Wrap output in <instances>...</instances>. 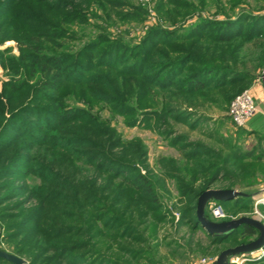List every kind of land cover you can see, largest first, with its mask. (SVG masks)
<instances>
[{"label":"rangeland","instance_id":"374dc122","mask_svg":"<svg viewBox=\"0 0 264 264\" xmlns=\"http://www.w3.org/2000/svg\"><path fill=\"white\" fill-rule=\"evenodd\" d=\"M240 11L264 12V0H0V249L23 264H68L76 255L77 264H113L89 237L96 228L107 230L103 219L89 227L99 212L116 225L114 232L148 237L136 248L158 243L182 252L187 260L176 264L200 257L213 264L220 250L254 239L236 232L210 244L202 228L185 222L190 214L182 194L185 185L199 188L215 171L208 188L250 193L252 201L246 208L234 204L236 196L221 201L219 219L210 216L207 202L209 219L255 216L264 224L258 209H264V143L229 121L233 74L219 70L250 73V83L264 68L257 65V48L246 43L236 54L233 43L206 38L202 50L178 37L199 17L233 19ZM152 28L156 45L142 61L148 49L142 40ZM110 47L123 56L113 66L105 56ZM188 50L196 62L179 65ZM169 63L182 72L167 74L177 84L163 88L158 83ZM200 64L218 68L201 74L206 86L194 93L179 89ZM120 66L141 74H122ZM46 78L58 93L43 85ZM63 108L82 111L57 130L56 112ZM110 139L120 145L106 144ZM117 192L132 196L133 214L117 212L119 203L111 206ZM260 252H245L241 264H264Z\"/></svg>","mask_w":264,"mask_h":264},{"label":"trees","instance_id":"16d2710c","mask_svg":"<svg viewBox=\"0 0 264 264\" xmlns=\"http://www.w3.org/2000/svg\"><path fill=\"white\" fill-rule=\"evenodd\" d=\"M234 5V3H233ZM209 27V28H208ZM158 29V28H157ZM154 32L156 31V28H152L149 33L147 34L146 37L143 38L142 44L143 46H147L148 49L145 50V52L142 54V61H145V59L150 58L148 54L149 49L152 47H155L156 43L154 40H151V37L153 36ZM178 37H183L185 38L184 41L190 40L187 42L189 47H199L204 50L205 48L201 46V42L204 41L206 38H210L212 41L215 42H220V43H225V44H230L231 47H234L235 51L234 53L238 54L239 50L244 46L246 43H251L255 48H257V55L255 53L256 57V62L258 66H262L264 64V12L256 11V12H247V11H240L238 12L237 16H235L233 19L232 18H225L223 20H218V21H213L209 20L203 17H199V19L191 26L190 28H187L184 31V34L178 35ZM200 45V46H199ZM113 47V46H112ZM192 52L190 50L184 51L183 55L177 59V63L180 65L182 63H188V62H196V58L192 59ZM108 54L109 58L112 59L113 62H110L109 65L119 63V62H114V61H119L123 58L122 54H119L117 50L114 48H109L105 52V56ZM228 56V55H227ZM51 57V56H50ZM58 55H54L53 59H57ZM145 58V59H144ZM48 60H52L51 58L46 57ZM141 61V60H140ZM112 63V64H111ZM141 63V62H140ZM166 65V64H163ZM176 68L175 71V64L172 65L171 63L167 64L164 66L163 70L166 68H170L165 76L163 77L162 80H159L160 84L163 88H168L172 85H176L174 81L170 82L168 81L169 77L167 74H180L182 70L180 69V66ZM235 65V63H234ZM218 68H214L211 64H200L198 66L197 70L193 71L190 73V75L183 81L180 82L178 85L179 89H183L186 92L194 93L200 89H203L208 82H205L208 78H201V74H211L214 71H216ZM117 70L121 71V73H128V74H141V72L136 71L133 66H120ZM130 70V71H126ZM220 71H226L228 70L229 74H233L230 78L229 85L230 87H234L232 95L230 93V96L228 97V102L231 100L235 94L238 92L242 91L246 86L249 84L250 78L252 77L250 73H243L237 70H232V69H224V68H219ZM168 77V79H167ZM149 80L155 81L154 79L150 78ZM72 83L73 80H68ZM155 83V82H151ZM220 83H216L215 86H217ZM43 85L48 88H53L57 93L59 91L58 86H54V82L50 81V79H44ZM56 93V97H57ZM61 98V96H60ZM59 99V98H58ZM57 99V100H58ZM227 102V104H228ZM82 111L81 109H66L63 108L56 112L58 115V121L56 122V126H58L57 130H59L61 124L63 123H71L75 122L78 119V116L76 112ZM49 112V111H48ZM55 113L51 112V115H54ZM93 122H95L93 120ZM36 122H31L29 126L31 127H41V125H36ZM88 124V122L86 123ZM240 128V127H239ZM92 130V133L93 134ZM105 135L107 136V130L103 131ZM103 132H99L97 134H94L95 136L103 135ZM110 136V135H108ZM115 143V144H114ZM116 140H108L106 144L108 145H115L119 146L116 144ZM103 145L102 142H96V146H101ZM238 159V156H237ZM259 158L256 157L257 161ZM102 164H100L101 167ZM105 169V167L103 168ZM108 169V168H107ZM8 170V169H7ZM217 173L214 171L210 172L208 176H206L202 184L199 188H193L192 185L190 186L189 184L185 185L184 188L182 189V194L186 197L187 200V208H186V213L190 214V217H187L185 222L190 225L191 229L195 228H201L198 224V222L195 219L194 215V210H195V205H196V199L199 193H201L204 189L208 188L213 181L216 180ZM135 191H141L140 188L134 189ZM119 191H123L122 188L119 189ZM120 192H117L116 195L113 197L111 206H113V203H119L116 208L117 212H120L121 214H133L135 212V206H132L133 200L131 199L132 196H129L127 194L126 196L124 195V199L121 198L123 197ZM50 197L43 198V200H47ZM90 200L94 201V203H97L94 198H91ZM234 204L235 205H240V207L246 208L248 205L250 207L251 205V196L250 193L242 194L236 196L234 199ZM214 201L216 204H219L221 201L209 199L207 202ZM145 202H151L147 199H145ZM206 202V203H207ZM150 204V203H149ZM102 211L105 210L104 204L99 205ZM263 207V206H262ZM261 206L258 207V209L261 212H264V209ZM43 208V207H42ZM133 209V210H130ZM151 211H154V209H151ZM104 213V212H103ZM205 216L209 219L211 218L207 213H204ZM235 214H233L234 216ZM37 219V218H35ZM92 221V225L90 224V228L95 227V222L101 221L102 219V224L105 229L107 230H101L100 228H96V230H93L90 234V238L93 239V243L95 247H99L101 250H105L106 252H109L110 257L109 259H114V262L112 260L113 264H139L138 260L139 259H144L143 262H146V264H155L156 262V255L159 252V244H154L151 247L146 246V248H136L133 244H145L148 239L147 236H142L139 235L138 232H134L135 234H129L123 232V230H120L119 232H114V228H116V225L111 224V222L108 220V216H101L100 212L95 214L90 218ZM34 220V218H33ZM118 221V220H117ZM22 223V222H21ZM142 224V223H141ZM42 230V228H40ZM145 231V230H144ZM236 232H239L242 236L246 237H252L257 235V230L253 228L250 225L247 224H240L236 228L230 230L227 233L224 234H219V235H213V234H207V236L210 238V244H217L225 241L229 237H232L233 235L236 234ZM132 235V236H131ZM151 236L154 235V232L150 234ZM47 236H51V233L47 234ZM106 240L103 244L101 240ZM130 240V242H128ZM132 243V244H131ZM103 248V249H102ZM103 250V251H104ZM98 253V252H97ZM100 253V252H99ZM36 255V254H35ZM63 255V254H62ZM101 257H103V262H104V255L100 254ZM79 255L71 257L69 259L68 264H77L76 263V258H78ZM107 257H105L107 259ZM112 257V258H111ZM0 259H4L1 258ZM130 259V260H129ZM5 260V259H4ZM7 262V260H6ZM46 264V263H43ZM215 264V262L213 263Z\"/></svg>","mask_w":264,"mask_h":264},{"label":"water","instance_id":"95a60500","mask_svg":"<svg viewBox=\"0 0 264 264\" xmlns=\"http://www.w3.org/2000/svg\"><path fill=\"white\" fill-rule=\"evenodd\" d=\"M240 193L234 189H212L206 188L196 199L194 210L195 219L199 226L207 233L219 235L229 232L240 224H247L257 230V235L254 239L241 243L232 247H226L219 251L215 258V264H229L227 257L239 253L251 252L264 246V224L255 216H239L228 220L214 221L208 219L204 214V207L209 199L217 201H225L238 196ZM0 257L7 260L11 264H23L24 260L15 254L9 253L0 249Z\"/></svg>","mask_w":264,"mask_h":264},{"label":"crops","instance_id":"0c3cea01","mask_svg":"<svg viewBox=\"0 0 264 264\" xmlns=\"http://www.w3.org/2000/svg\"><path fill=\"white\" fill-rule=\"evenodd\" d=\"M259 74L260 75L258 77H255L251 80L247 88L254 99L256 105V112L245 122L244 126L240 128L243 131L249 133V135L256 137L261 143H264V68ZM258 143L259 142L256 141V144ZM253 154L256 155V151H254ZM210 247L211 246L208 245L205 246L208 253L211 252ZM158 254L159 256L162 255L163 257L158 256L155 264H176L177 258H179L180 260L185 256L182 252H177L176 249L168 248L164 251L161 250V247H159ZM184 258V260H187V257ZM144 264H146V262H144ZM187 264H199V258L194 259L192 260V262H188ZM206 264L212 263H210L209 260V262H207Z\"/></svg>","mask_w":264,"mask_h":264},{"label":"built area","instance_id":"2783aa9c","mask_svg":"<svg viewBox=\"0 0 264 264\" xmlns=\"http://www.w3.org/2000/svg\"><path fill=\"white\" fill-rule=\"evenodd\" d=\"M256 112V105L254 102V99L249 92V90L243 89L241 92L236 94L231 98V100L227 104L226 108V114L229 118V121L231 124H233L235 127H242L244 126L245 122ZM209 212L211 216L215 219H219L223 216V212L221 210V207L216 204L214 201L210 202L209 204ZM263 249V250H262ZM262 251L264 252V246L261 248L251 251ZM260 252V253H262ZM244 253L237 255H233L229 257L228 263L229 264H241L243 260L245 259ZM209 258L201 257L199 258V264H206L208 262Z\"/></svg>","mask_w":264,"mask_h":264}]
</instances>
